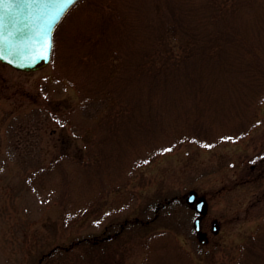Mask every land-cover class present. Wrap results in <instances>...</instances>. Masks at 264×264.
I'll return each instance as SVG.
<instances>
[{
  "label": "rangeland",
  "instance_id": "1",
  "mask_svg": "<svg viewBox=\"0 0 264 264\" xmlns=\"http://www.w3.org/2000/svg\"><path fill=\"white\" fill-rule=\"evenodd\" d=\"M153 1L80 0L55 30L48 65L26 72L0 62V264H264V101L243 108L244 95L205 89L204 114L152 143L137 131L118 148L85 131L104 102L83 92L116 68L118 57L105 58L112 24L134 27L137 47L143 24L158 23ZM242 13L255 19L251 6ZM185 104L193 110V97ZM162 113L182 115L178 105ZM178 133L205 139L146 159ZM96 146L97 164L70 163ZM190 190L206 199L205 243Z\"/></svg>",
  "mask_w": 264,
  "mask_h": 264
},
{
  "label": "trees",
  "instance_id": "2",
  "mask_svg": "<svg viewBox=\"0 0 264 264\" xmlns=\"http://www.w3.org/2000/svg\"><path fill=\"white\" fill-rule=\"evenodd\" d=\"M258 2L264 0H154L158 23L143 24L144 38L135 48V28L123 29L124 22L115 20L116 44L105 58L118 57L116 68L108 70L103 87L83 92L86 99L104 102L97 127L85 131L105 133L111 139L108 144L118 148L137 131H144L152 143L155 134L167 137L169 130L179 132V122L187 125L203 115L197 94L209 88L222 98L212 89L224 90L231 99L244 95L243 108L254 109L264 101V7L260 9ZM248 6L254 20L242 13ZM114 14L110 19L118 18ZM191 97L193 110L185 104ZM175 105L182 115L166 119L162 110L167 107L173 113ZM186 138L199 144L205 139L178 133L169 143L156 145L146 159L172 151ZM98 146L73 156L70 163L79 169L85 161L97 164L103 155Z\"/></svg>",
  "mask_w": 264,
  "mask_h": 264
},
{
  "label": "water",
  "instance_id": "3",
  "mask_svg": "<svg viewBox=\"0 0 264 264\" xmlns=\"http://www.w3.org/2000/svg\"><path fill=\"white\" fill-rule=\"evenodd\" d=\"M61 19L49 32L48 14L40 7L23 3L0 4V60L23 71H34L46 66L51 58L53 32ZM186 202L194 203L199 213L206 209L205 198L197 197L194 190L188 192ZM199 220L198 216L193 220L197 232L200 231ZM211 229L213 232L218 230L216 220L212 221ZM200 236V242L204 243L205 234L201 233Z\"/></svg>",
  "mask_w": 264,
  "mask_h": 264
},
{
  "label": "snow or ice",
  "instance_id": "4",
  "mask_svg": "<svg viewBox=\"0 0 264 264\" xmlns=\"http://www.w3.org/2000/svg\"><path fill=\"white\" fill-rule=\"evenodd\" d=\"M5 2L12 4L23 3L26 6L40 7L44 13L48 14V31L50 32L52 26L77 3V0H0V4Z\"/></svg>",
  "mask_w": 264,
  "mask_h": 264
}]
</instances>
